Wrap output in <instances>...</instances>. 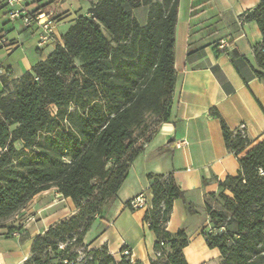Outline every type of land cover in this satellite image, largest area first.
Segmentation results:
<instances>
[{
  "label": "trees",
  "instance_id": "16d2710c",
  "mask_svg": "<svg viewBox=\"0 0 264 264\" xmlns=\"http://www.w3.org/2000/svg\"><path fill=\"white\" fill-rule=\"evenodd\" d=\"M141 4L150 6L145 25L132 13ZM178 5L98 0L64 34V45L0 93V227L53 187L77 208L35 238L25 264H144L125 255L128 248L118 259L107 246L89 249L84 240L145 142L170 118ZM242 18L256 22L263 35L254 72L264 81V0ZM211 112L220 119L226 147L239 156L250 139L232 130L218 109ZM148 180L152 208L144 221L157 237L151 264H188L187 234L167 230L174 202L185 192L173 175L150 174ZM220 186L210 195L216 206H207L208 247L219 249L220 264H264V142L247 151L239 174Z\"/></svg>",
  "mask_w": 264,
  "mask_h": 264
},
{
  "label": "crops",
  "instance_id": "0c3cea01",
  "mask_svg": "<svg viewBox=\"0 0 264 264\" xmlns=\"http://www.w3.org/2000/svg\"><path fill=\"white\" fill-rule=\"evenodd\" d=\"M139 1V0H135ZM98 0H33L31 10L43 9L55 21L53 39L46 46L37 45L36 27L26 28L13 24L10 31L12 44L0 49V67L13 72L10 79H2L1 86L12 85L33 66L48 58L58 45H64V34L81 15H88ZM261 0H179L175 27L176 83L172 95L170 118L159 125L157 133L145 142L144 151L133 162L128 177L112 201L109 226L95 238L85 236L89 249L109 248L116 258L128 248L136 261L151 264L156 258V234L144 221L147 209L134 210L129 200L145 193L151 202L148 175H173L184 190V198L176 199L167 230L176 234L184 230L188 246L184 254L188 264H220L217 248L208 247L204 229H208V204L216 202L211 194L221 191V182L228 176H237L240 158L247 151L264 142V81L254 70L260 67L255 48L263 43V35L256 22H245L242 14L255 8ZM5 10L0 8V11ZM6 11V10H5ZM150 6L141 4L132 8L136 19L145 25ZM5 15L6 12H5ZM10 22V20H9ZM4 27L0 32L4 31ZM221 39L230 42V51L218 48ZM36 42V44H35ZM239 52L232 57L231 53ZM218 109L232 130L246 125L251 145L239 156L231 152L224 140L220 119L212 115ZM187 139L188 146L177 142ZM225 194L233 197L229 190ZM27 206L33 221L9 233L11 227H0V263L25 264L31 255L35 238L51 225L71 217L77 212L71 198H65L56 187L36 195ZM216 261V262H215Z\"/></svg>",
  "mask_w": 264,
  "mask_h": 264
},
{
  "label": "built area",
  "instance_id": "2783aa9c",
  "mask_svg": "<svg viewBox=\"0 0 264 264\" xmlns=\"http://www.w3.org/2000/svg\"><path fill=\"white\" fill-rule=\"evenodd\" d=\"M0 8H4L6 10V14L8 15L10 21H20L26 28H31L33 26L36 27L38 47L42 48L52 41L56 24L45 10L41 8L31 10L28 6L27 0H0ZM11 44L12 41L9 33L5 31L0 32V49L7 48ZM218 48L223 52H229L231 50L229 40L221 39L218 44ZM12 77L13 72L11 70L0 67V93L7 88V85L1 86L2 79H10ZM237 131H239L243 137L248 136L245 124H241ZM177 144L178 146H188L189 142L187 139H183L178 141ZM128 206L134 210L152 208L151 202L145 193L129 200ZM208 229L212 231L210 223H208ZM11 234L17 236L18 232H13ZM61 247L64 248L65 245H62ZM124 254L130 256L131 259L134 260L132 251L125 250Z\"/></svg>",
  "mask_w": 264,
  "mask_h": 264
},
{
  "label": "rangeland",
  "instance_id": "374dc122",
  "mask_svg": "<svg viewBox=\"0 0 264 264\" xmlns=\"http://www.w3.org/2000/svg\"><path fill=\"white\" fill-rule=\"evenodd\" d=\"M27 1L32 2L33 0H27ZM72 2H74V0H68V4H71ZM5 12H6L5 10L0 11V29L4 27V29H5L4 31L8 32L14 23L17 24V26H20V24H19L20 21H16V22L10 21L9 22V17H8V15H5ZM15 34H17V31L13 30V31L9 32V36H12ZM35 38H36L35 40H37V35ZM35 44H36V42H35ZM16 145L18 147H21L22 143L17 142ZM110 201H112V198L109 199L106 203H108ZM33 215H34V212H32L31 208H29L27 206L26 210H21L18 214H16L11 219L7 220L4 224H7L8 226L15 224L14 228L19 229L20 226L32 222L33 221V218H32ZM104 215H105V218L103 217V219L97 220L95 222V224L93 225V227L90 231L89 238L97 237L105 229H107V227L110 225L109 221L112 217V206L105 208V214ZM84 256H85V254L82 251L80 254V259H82Z\"/></svg>",
  "mask_w": 264,
  "mask_h": 264
}]
</instances>
